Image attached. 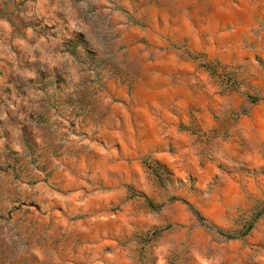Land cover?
I'll use <instances>...</instances> for the list:
<instances>
[{
    "label": "rangeland",
    "instance_id": "374dc122",
    "mask_svg": "<svg viewBox=\"0 0 264 264\" xmlns=\"http://www.w3.org/2000/svg\"><path fill=\"white\" fill-rule=\"evenodd\" d=\"M0 264H264L254 0H0Z\"/></svg>",
    "mask_w": 264,
    "mask_h": 264
},
{
    "label": "crops",
    "instance_id": "0c3cea01",
    "mask_svg": "<svg viewBox=\"0 0 264 264\" xmlns=\"http://www.w3.org/2000/svg\"><path fill=\"white\" fill-rule=\"evenodd\" d=\"M254 27L264 29V0H254Z\"/></svg>",
    "mask_w": 264,
    "mask_h": 264
}]
</instances>
